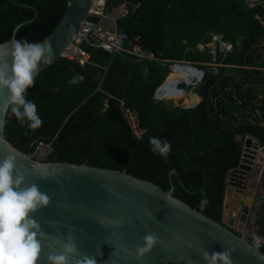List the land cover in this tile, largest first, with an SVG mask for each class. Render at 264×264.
I'll return each mask as SVG.
<instances>
[{"label": "trees", "instance_id": "1", "mask_svg": "<svg viewBox=\"0 0 264 264\" xmlns=\"http://www.w3.org/2000/svg\"><path fill=\"white\" fill-rule=\"evenodd\" d=\"M69 2L0 0V43L10 40L20 24L16 39L41 41ZM122 4L129 12L116 16L115 28L128 36L124 47L137 44L154 59L137 61L128 53L111 54L83 42L87 61L59 57L27 90L42 125L30 130L9 111L6 138L29 156L43 141L51 144L45 161L124 170L163 190L170 188L174 169V196L221 222L226 177L243 148L236 136L251 135L264 145V99H258L264 85V0L254 6L248 0H104L103 14ZM100 17L89 20L99 22ZM214 36L231 49L223 50L217 42L213 54L207 45ZM163 59L185 61L203 71L194 96L190 94L191 103L200 97L196 105L155 98L171 72ZM76 76L83 80L69 83ZM127 112L135 114L140 134ZM153 136L170 142L166 159L149 150Z\"/></svg>", "mask_w": 264, "mask_h": 264}, {"label": "water", "instance_id": "2", "mask_svg": "<svg viewBox=\"0 0 264 264\" xmlns=\"http://www.w3.org/2000/svg\"><path fill=\"white\" fill-rule=\"evenodd\" d=\"M97 1L70 0L53 31L39 41H47L52 49L49 62L39 64L40 71L59 57H75L72 45L98 7ZM20 25L0 48L11 47ZM216 48L214 42L213 54ZM178 88L187 89L183 83ZM6 96L7 90L0 89V102ZM236 139L243 148L238 164L226 177L221 222L174 196L172 175L178 176L174 169L169 173L170 188L163 190L124 170L38 160L14 147L4 130L0 131V161L15 156L14 175L24 176L19 187L36 184L49 198L46 206L30 214L44 233L37 264H50L48 255L61 253L69 237L76 246L68 258L70 264H206L204 252L225 250L230 251L232 264H264V252L254 250L248 235L235 228L242 223L248 230L264 229L263 153L252 136ZM230 198L236 202L232 208ZM149 233L157 242L137 258L136 248ZM258 235L264 236V230Z\"/></svg>", "mask_w": 264, "mask_h": 264}, {"label": "clouds", "instance_id": "3", "mask_svg": "<svg viewBox=\"0 0 264 264\" xmlns=\"http://www.w3.org/2000/svg\"><path fill=\"white\" fill-rule=\"evenodd\" d=\"M52 54L50 44L15 39L10 48H0V89L7 90L6 98L0 102V131L8 123L5 117L9 111L16 120L30 130L39 128L43 120L38 114L37 105L27 99V90L35 84L40 63H48ZM10 58V63L8 59ZM83 76L73 77L69 83L76 84ZM27 134V133H26ZM149 150L163 158L171 152V144L166 139L149 138ZM15 156L8 155L0 161V264H37L41 252V237L44 233L39 223L30 215L46 206L49 198L36 184L19 187L24 176L14 175ZM204 196V193H201ZM207 199L201 201V208ZM143 245L137 246L136 256L142 257L157 242L154 234H146ZM252 247H264V236L254 235ZM76 252L72 238L64 244L59 254H49L50 264H70L69 256ZM206 264H232L230 251L203 253Z\"/></svg>", "mask_w": 264, "mask_h": 264}, {"label": "built area", "instance_id": "4", "mask_svg": "<svg viewBox=\"0 0 264 264\" xmlns=\"http://www.w3.org/2000/svg\"><path fill=\"white\" fill-rule=\"evenodd\" d=\"M251 6H254L256 2L259 0H248ZM102 5L104 6V0L102 2ZM121 9L119 12V16H125L128 14L129 10L125 4L121 5ZM93 15L103 16V8L102 9H95ZM108 16V15H107ZM128 39V36L126 33H120L116 31L115 28V20L114 25L110 29H108L106 26L101 24L100 22H93L88 20L84 23L80 33L77 36L76 42L72 45V48L75 51V57L80 61V63H84L88 59L87 52L81 47V44L83 42L87 43L88 45L95 47V48H102L106 51H108L111 54H119L121 52L128 53L129 56L133 57L137 61H142L144 59H154V56L152 53L140 48L137 44H132L130 42V46L124 47V42ZM214 42H218L219 45L224 46L226 51L231 49V45L225 42H222L219 39V36L213 37ZM222 48V47H221ZM223 49V48H222ZM224 50V49H223ZM130 58V57H129ZM163 62H169V68L171 72L169 75L174 74L176 71V68L180 66V61H167L162 60ZM184 65L189 64L188 62H183ZM168 75V77H169ZM203 74H201L200 79ZM157 88V94L156 97L158 98L159 90L164 87V85L167 83V79ZM199 79V80H200ZM199 82V81H198ZM197 82V83H198ZM51 152V144L45 143L43 141H39L36 144L33 157L38 160H45V158L48 156V154Z\"/></svg>", "mask_w": 264, "mask_h": 264}, {"label": "bare ground", "instance_id": "5", "mask_svg": "<svg viewBox=\"0 0 264 264\" xmlns=\"http://www.w3.org/2000/svg\"><path fill=\"white\" fill-rule=\"evenodd\" d=\"M97 4H98L97 6L101 5L102 0H98ZM194 67L195 66L190 65V64H186V65L180 64V66L177 67L175 70L176 71L174 73L175 75L169 76L167 79V83L164 85V87H162L159 90L158 98L166 99V100L172 99L176 101L184 100V103H186L191 94V92L189 91V88L192 85L196 84L201 76L200 72L197 70L198 68L196 67L197 69H195ZM179 83H183L187 89L178 88ZM262 153H263V158H264V152Z\"/></svg>", "mask_w": 264, "mask_h": 264}, {"label": "crops", "instance_id": "6", "mask_svg": "<svg viewBox=\"0 0 264 264\" xmlns=\"http://www.w3.org/2000/svg\"><path fill=\"white\" fill-rule=\"evenodd\" d=\"M116 11L117 10H113V14H115L116 13ZM111 16V15H110ZM109 15H108V17L107 16H105V17H100V20H99V22L101 23V24H103L104 26H106L108 29L110 28H112L113 27V25H114V20H115V18H113V21L111 22V21H109V17H110ZM261 89H262V91H263V93H260V95L258 96V99H264V85L261 87ZM260 110L258 111V113L260 114ZM259 118L261 119V118H263L262 116H259ZM245 136H251V135H245ZM253 137V136H252ZM253 139L256 141V142H258L259 144H260V150L262 151V152H264V145H263V143L262 142H260L257 138H255V137H253ZM233 195L235 196V194L233 193ZM228 202H230V208H232V207H234L235 205H236V202H234V201H232V199L230 198V199H228ZM235 228H236V230L238 231V232H245L247 235H248V237L249 238H251V239H253V236L254 235H258L259 233H260V231L261 230H264L262 227H259V228H257V229H250V230H248V228L246 227V225H244V224H242V223H237V225L235 226Z\"/></svg>", "mask_w": 264, "mask_h": 264}, {"label": "rangeland", "instance_id": "7", "mask_svg": "<svg viewBox=\"0 0 264 264\" xmlns=\"http://www.w3.org/2000/svg\"><path fill=\"white\" fill-rule=\"evenodd\" d=\"M100 6V7H99ZM97 8H96V10L97 9H102L103 8V5L101 4V5H99ZM102 7V8H101ZM121 7L122 6H120L118 9H114V10H117L116 11V13L115 14H113V13H111L109 16V21H113V18H116V16H118L119 15V12H120V9H121ZM105 16H107V15H103V17H105ZM102 17V16H101ZM102 17V18H103ZM108 17V16H107ZM213 43H214V41H212L211 43H209L208 45H207V47H209L210 48V50L211 51H213ZM200 47H202V46H200ZM220 47H222L224 50H226L225 49V47L224 46H220ZM181 63L180 64H183V62H185V61H180ZM191 65V64H190ZM173 75H175V74H171L170 76H173ZM199 81V80H198ZM197 81V82H198ZM197 85V83L196 84H194V85H192L190 88H189V91L193 94V96H194V93H193V91L191 90V89H193L195 86ZM189 95V94H188ZM193 96H192V99H193ZM190 96H189V99H188V101L187 102H189V100H190ZM200 98V97H199ZM160 100H163V101H172V103L174 104V105H181V106H183V107H190V105L191 106H194V105H196L199 101H200V99L198 100V102H196V103H191V102H189V103H184V100H178V101H176V100H172V99H169V100H166V99H160ZM182 102V103H181ZM126 116H127V118H128V120H129V122H130V124H131V126H132V128L134 129V131H135V133L136 134H140V130L138 129V127H137V121H136V116H135V114H133V113H126Z\"/></svg>", "mask_w": 264, "mask_h": 264}, {"label": "flooded vegetation", "instance_id": "8", "mask_svg": "<svg viewBox=\"0 0 264 264\" xmlns=\"http://www.w3.org/2000/svg\"><path fill=\"white\" fill-rule=\"evenodd\" d=\"M249 238V237H248Z\"/></svg>", "mask_w": 264, "mask_h": 264}]
</instances>
